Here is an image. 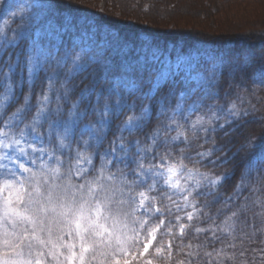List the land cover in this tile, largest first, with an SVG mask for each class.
I'll return each instance as SVG.
<instances>
[{
	"label": "snow or ice",
	"instance_id": "obj_1",
	"mask_svg": "<svg viewBox=\"0 0 264 264\" xmlns=\"http://www.w3.org/2000/svg\"><path fill=\"white\" fill-rule=\"evenodd\" d=\"M16 19L20 23L12 28ZM32 23L28 8L18 7L11 22L5 23L8 32L0 27V57H8L7 71L0 68V87L4 89L0 111L18 90L27 89L24 106L0 127V264H132L139 258L142 264H153L149 258L153 248L160 258L171 260L168 250L173 241L160 243L159 236H175L178 231L183 237L186 225L181 221L196 216L205 217L215 227L195 231H211L212 239L217 240L220 225L216 219L234 208L242 215L252 203H241L244 192L264 193V172L254 177L258 170L251 166L257 146L264 145V127L260 139H255L257 133L246 126L249 113L232 102L231 89H225L229 68L235 69L234 80L248 76L243 59L223 65L221 70L214 54L177 53L175 71L165 64V70L151 82L132 89L140 97L139 104L122 94L103 102L101 117L81 133L88 139L75 154L79 162L72 164V145L66 141L80 127V102L71 104V119L55 120L50 104L59 73L47 77L48 92H43L44 67L53 59V48L63 50L64 45L33 39ZM79 47L77 55L69 50L55 56L59 67L71 61L74 69L64 76L61 94L66 99L74 93L69 83L73 76L98 60L95 49ZM184 69L189 70L187 76ZM38 87L39 108L30 124L19 129ZM96 99L101 102V96ZM62 110L57 105L56 111ZM124 112L131 115L120 120ZM105 139L108 148L101 167L108 177L86 179L95 170L94 161L101 159L90 150L102 147ZM244 155L247 161L242 159ZM65 156L69 161L66 168ZM197 164L234 167L215 173L195 167ZM260 203L264 205V201ZM216 204L221 207L214 218L205 209ZM188 208L192 211H186ZM181 211L184 216L175 215ZM232 219L226 215L223 224ZM186 255L189 259L176 264H191L193 256L200 258L198 252ZM203 255L212 258L213 252Z\"/></svg>",
	"mask_w": 264,
	"mask_h": 264
},
{
	"label": "rangeland",
	"instance_id": "obj_2",
	"mask_svg": "<svg viewBox=\"0 0 264 264\" xmlns=\"http://www.w3.org/2000/svg\"><path fill=\"white\" fill-rule=\"evenodd\" d=\"M114 1L115 8L109 7L107 2L112 3L111 0H69L68 2L144 27L154 25L164 29L166 33L181 32V37L177 40H161L157 39L155 34L141 32V34L132 35V31L129 30L126 34L106 25L100 28L93 20H86V14L83 13L75 16L78 19L68 18L65 13L58 12L59 9L51 0H9V3L14 5L10 11H17L18 7H24L32 13L31 37L33 39H43L46 45L51 44L57 47L77 45L95 49L102 73L111 76L118 85L130 90L151 82L153 76L165 70V64H171L175 71L177 53L214 54L220 64H223L226 58L223 57L221 50L224 51V49L219 48L218 45L214 48L203 41L187 40L188 35H194L192 33H198L200 30L216 31L215 35L222 36L220 40L226 41L229 39L226 35L234 37L241 33L245 35L253 33L252 36H257L258 32V36L264 35V0ZM125 2L128 4H123ZM30 5L32 7H29ZM37 5L38 7H35ZM9 14V12L0 11V27H4L6 32L8 27L4 21ZM19 23V19H16L11 23V27L15 28ZM8 34L11 35L10 32ZM261 51L260 55H263L264 47ZM169 53L172 55L169 56ZM261 72H264L263 68ZM188 74L189 70L184 69V75ZM176 75L180 76V73L176 72ZM195 75L196 73L193 72L192 76ZM249 92V88L246 87L238 98L232 100L247 112L252 105ZM261 156H264V145ZM186 211H192V209L188 208ZM175 215L184 216L185 212L181 211ZM195 218L197 217L194 216L193 220ZM172 219L173 224H176L174 217ZM192 221L186 218L181 221L186 225V231ZM177 235H179L178 231L175 236L163 235L164 244L170 240L174 242ZM158 238L161 239V236ZM132 251L135 253V249ZM168 251L173 253V248ZM149 258L153 260V264H165L168 260L160 258L154 248L151 249ZM132 264H142V258L133 260Z\"/></svg>",
	"mask_w": 264,
	"mask_h": 264
},
{
	"label": "trees",
	"instance_id": "obj_3",
	"mask_svg": "<svg viewBox=\"0 0 264 264\" xmlns=\"http://www.w3.org/2000/svg\"><path fill=\"white\" fill-rule=\"evenodd\" d=\"M51 1L54 2V5L59 9L58 12L62 14L65 13L68 18L78 19L75 16H80L78 13H83L86 14V20H93L100 28L106 25L108 27L112 26L120 32H124L126 34L129 33V31H132V35L141 34V32L145 34H155L157 39L160 38L161 40H177L181 37V32L174 34L166 33L164 29H160L154 25L153 27H144L137 23L127 22L121 18L116 19L115 17L108 16L105 13L95 12L96 10H91V8L86 6L74 5L73 3L68 2L69 0ZM113 1L111 0L112 3L107 2L110 5V8H115L116 6ZM123 4L127 5L128 3L125 2ZM127 10L129 9L127 8ZM200 33L203 35H198ZM192 34L194 35H188V39H186L194 42L203 41L212 45V47L218 45L219 48L224 49V51L221 50V53L226 60L223 64H221V70H223V65H234L237 61L243 59V67L249 70L248 76H240L238 79L234 80L233 77L235 69L229 68L226 73L228 77V84L225 85V89H231V96L229 98L232 101L241 95L243 89L246 87L249 88L252 105L248 111L249 118L246 121V126L257 133L255 139H260L259 133L261 128L264 127V82H262L264 72H261L262 68L264 69V64L262 62L264 54L260 55V52H262L261 49L264 47V35L262 37L258 36L259 32L256 33L257 36H252L251 34L253 33H248L247 35L241 33L234 37L226 35L227 37L229 36V39L226 41L223 39L220 40L222 36L215 35L216 31L200 30V32ZM252 54L255 55L253 56ZM171 79L172 77L170 80ZM2 91L3 88L0 87V92ZM262 147L263 145L257 146V151L251 157V166L253 168H255L258 163L264 162V156H261ZM206 167L213 168V165L208 164ZM258 175V172H253V176ZM229 194L230 193L228 192L225 193V195ZM243 194L246 195L247 192H244ZM242 198L243 196L241 195L239 200L241 201ZM203 199L204 198L201 200ZM234 201L236 202V198L233 199L232 203ZM220 207L221 204H216L210 209H205V211L209 212L215 218L216 210ZM226 215L227 213L220 215L219 218L216 219L215 223L221 225V222L224 221ZM244 221L245 217L242 214L238 219L229 221L228 225L223 224V227L227 228L232 235L229 236L227 232L221 235L220 232H217V236L220 238L213 240L211 231H208L207 234L197 233L195 228L208 229L209 227H215V225L212 224L211 221H208L205 217L195 218L191 222V226L187 229L186 234L183 237L177 235L175 241L173 242L172 259H168L165 264H176L178 260L189 259L186 255L189 251L194 253L198 252L200 256L199 260L193 256L191 258V264H198V262L199 264H213V261L214 264H221V261L222 264H264V232L257 231L256 229L259 225L253 223L251 220H247L246 223ZM188 244L192 245L191 249L186 247ZM197 245H204V247L198 249ZM217 250L222 253L219 257H216ZM206 251L213 252L212 258H208L203 255ZM213 257H215V259H213Z\"/></svg>",
	"mask_w": 264,
	"mask_h": 264
},
{
	"label": "clouds",
	"instance_id": "obj_4",
	"mask_svg": "<svg viewBox=\"0 0 264 264\" xmlns=\"http://www.w3.org/2000/svg\"><path fill=\"white\" fill-rule=\"evenodd\" d=\"M11 5L12 7H9ZM14 5L12 3H9V0H0V11L3 12H9L8 18L4 21V23L9 22L12 20L13 15L16 13V11H10L13 9ZM71 50L73 55H77L80 52V47L77 45H71L64 47L63 50L53 48V59L50 60L48 63H46L43 71V75L45 77L44 85H43V92L47 93L48 88L47 84L49 83L47 80V77L52 74L59 73L58 79L55 81V88H56V96L52 99L50 104V110H51V117L55 120H64V119H71L69 113L71 111V104L79 101L80 102V116H79V123L80 127L76 130L75 134L70 138L69 141L72 148V154L73 159L71 161L72 164H76L79 161L75 159V154L77 153V150L81 144H83L84 140L88 139L87 136L81 135L83 131H86L87 126L92 124L94 125L95 122L101 117L102 115V104L103 102L108 101L110 98L115 99L118 98L120 94L127 97L129 102H136L140 103V97L138 94L132 93V90L127 89L121 85H119V90L116 91V85L117 83L114 81V79L111 76H107L102 73L101 71V64L99 62V59L88 66L87 68L83 69L82 71L78 72L73 76V79L69 82L70 86L73 87L74 93L70 98H64L61 94L62 92V86L64 83V76L68 72L74 71L73 66L71 64V61L68 63H65L62 67H59L56 64L55 56L61 52H67ZM8 62V57H0V68H3L4 71H7V68L5 65ZM101 85H104V87H101ZM4 90V89H3ZM85 92V95L81 96V91ZM91 91L92 94L89 95L88 92ZM3 92V91H2ZM27 94V89H20L18 90L16 97L8 102V105L6 108H4L2 111H0V127L3 126V124L7 123L9 120V117H11L14 113H16L19 109H21L24 106V99L23 96ZM97 95L101 96V102H97ZM41 96V90L38 87L35 99L33 100V106L30 111H26L24 113V119L18 124L19 129H23L25 125L30 124L32 117L35 115V112L38 110L39 105L37 104V100ZM145 103L147 101H144ZM57 105L62 106V111L57 112L56 108ZM131 113L124 112L119 117L120 120H127ZM45 133L47 132V125L44 127ZM108 148V140L105 139L103 141V146L96 145L91 152H97L100 154L101 159L95 160V170L91 171L86 179H106L108 177V172L101 167V164L103 162V153ZM65 159V168L67 167V164L69 163L67 156L64 157ZM244 161L248 160V157L244 155L242 157ZM187 163V162H185ZM248 165L245 164V167ZM188 167H193L192 164H188ZM195 167H199L202 170H205V167L203 165H195ZM226 167H234L233 164H229L227 166H216L213 168H207L208 171H213L215 173H222ZM256 169L258 171L256 172H264V162H260L256 165ZM64 169H62L63 171ZM113 171H115L113 169ZM255 177V176H254ZM238 182V179H237ZM229 187V191L230 186ZM243 198L241 200V203H243L245 200H250L252 203L250 204V207L243 213L245 217V223L247 220H251L253 223L258 224L259 227L256 229L257 231L264 232V205L260 203V201H264V193H258L256 191L247 192L246 195H242ZM235 204V201L233 202ZM239 212V209L234 208L233 212L227 213V216L232 217V220L238 219L241 215H237ZM250 227V225H249ZM219 232L221 235H223L225 232L228 233L229 236L232 235L231 232L228 231L227 228L223 227V221L221 222V225L219 226ZM220 237H218L219 239ZM160 243H164L163 235H161ZM134 249V248H133ZM221 252L219 250L216 251V257L221 256ZM215 259V257H213ZM199 264V262H198ZM222 264V261H221Z\"/></svg>",
	"mask_w": 264,
	"mask_h": 264
}]
</instances>
